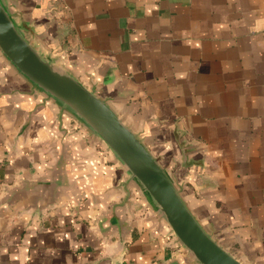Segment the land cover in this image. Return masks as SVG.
I'll list each match as a JSON object with an SVG mask.
<instances>
[{
	"label": "crops",
	"instance_id": "1",
	"mask_svg": "<svg viewBox=\"0 0 264 264\" xmlns=\"http://www.w3.org/2000/svg\"><path fill=\"white\" fill-rule=\"evenodd\" d=\"M5 2L204 230L264 264V0ZM0 264H197L106 147L1 54Z\"/></svg>",
	"mask_w": 264,
	"mask_h": 264
},
{
	"label": "water",
	"instance_id": "2",
	"mask_svg": "<svg viewBox=\"0 0 264 264\" xmlns=\"http://www.w3.org/2000/svg\"><path fill=\"white\" fill-rule=\"evenodd\" d=\"M0 54L32 87L106 147L197 264H242L204 230L165 170L108 104L29 43L5 0H0Z\"/></svg>",
	"mask_w": 264,
	"mask_h": 264
}]
</instances>
